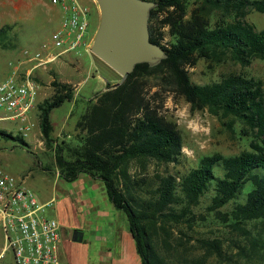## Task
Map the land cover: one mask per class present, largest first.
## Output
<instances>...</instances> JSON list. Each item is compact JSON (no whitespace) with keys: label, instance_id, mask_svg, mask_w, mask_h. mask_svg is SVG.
Here are the masks:
<instances>
[{"label":"trees","instance_id":"trees-1","mask_svg":"<svg viewBox=\"0 0 264 264\" xmlns=\"http://www.w3.org/2000/svg\"><path fill=\"white\" fill-rule=\"evenodd\" d=\"M155 1L148 21L149 39L161 45L167 57L155 66L136 64L118 84L112 86L108 81L106 90L95 97L76 122L82 133L77 134L75 144L55 141L50 120L52 109L72 99L73 87L54 76L53 94L37 103L38 126L46 147L54 153L56 171L68 182L81 173L101 181L107 198L126 216L142 264H177L158 252L154 236L158 230L168 236L166 223L188 220L191 206L208 192L212 194L207 210L218 214L233 229L248 232L242 225L258 221L263 246L264 83L230 71L218 81L198 84L191 81L187 66H194L200 59L211 64L231 61L241 66H249L254 59L264 60V28L256 30L245 19L252 10L264 13V0ZM163 27L169 34L165 44ZM9 28L0 27L2 44L8 39ZM150 78L182 96L191 110H207L226 119L228 127L238 123V134L249 137V148L231 155H203L188 172L157 176L155 187L143 190V180L129 171L130 163L136 162L141 170L150 161L176 163L183 146L176 125L144 97L143 85ZM0 136L27 147L20 133L12 135L0 129ZM244 187L243 201L221 211ZM255 239L251 240L252 248ZM198 240L202 254L190 261L183 258L182 264H206L211 255L226 259L219 239ZM161 243L168 248L165 238Z\"/></svg>","mask_w":264,"mask_h":264},{"label":"rangeland","instance_id":"rangeland-1","mask_svg":"<svg viewBox=\"0 0 264 264\" xmlns=\"http://www.w3.org/2000/svg\"><path fill=\"white\" fill-rule=\"evenodd\" d=\"M193 2L194 0H191V3ZM55 8L48 0H0V27L6 25L10 27L8 39L4 41V44L0 42V81L9 71L8 62L17 59L23 47L37 45L56 27L58 17L54 14ZM158 18L160 19L161 15ZM245 19L256 30L264 28L262 12L252 10L248 12ZM90 20L91 35L94 37L99 17L93 12L92 15L90 14ZM162 30L164 32L162 42L165 44L169 40L168 28L163 27ZM187 70L191 81L198 84L218 81L230 71L253 76L264 83V60L261 59H254L249 66H241L231 61L211 64L200 59L194 66H187ZM54 76L61 78L60 81L69 83L75 89L72 99L65 100L50 112V120L53 124L52 136L57 142L65 140L69 144H75L77 134L82 133L77 128L76 122L94 102L95 97L106 90V83L109 81L113 86L120 83L121 77L94 56L90 49L85 51L80 48L75 53L62 55L48 65L46 71L40 73L39 102L53 94L51 81ZM159 83L156 78L147 79L143 85L144 97L152 107H157L159 114L176 125L182 137L183 146L176 163L150 161L145 170H141L134 161L130 163L129 171L134 178L143 180V190L153 189L158 180L157 176L168 174L180 176L188 172L197 165L199 158L203 155L212 153L231 155L249 148V137L238 134L240 127L238 123L228 127L226 119H219L207 110H191L182 96L174 93L170 87ZM5 115L0 108V117ZM30 116L34 126L27 136H23L27 147L10 138L0 136V169L10 176L23 178L25 185L33 190L40 202L53 197V202L46 206L44 214L55 218L58 222H64L65 218H68L69 222L75 225L74 227L64 226L69 240H73L75 231L82 232L85 241L74 240L73 258L76 259V263L73 264H78V261L84 264L88 250L98 246V243L92 241L90 237L92 232L86 226L88 223H85V220H94V218L91 216L82 219V215L76 216L68 210L65 201L62 203L70 183L61 177L58 178L55 174L54 153L43 141L38 126L37 108ZM0 129L12 135L18 134V125L15 121L0 119ZM246 189V187L241 189L237 197L220 210L227 211L234 203L243 201ZM211 194L212 192L206 193L200 197L196 205L191 206L192 214L189 215L188 220L175 224L166 223L168 236L158 230L159 234L154 236V244L158 252L171 261L182 264L181 259L190 261L202 254L203 249L199 248L198 239H219L226 253V259L219 260L215 255H211L206 264H264L260 223L252 221L242 225L248 232L233 229L227 225V222L222 221L218 214L207 210ZM175 208L178 209V206ZM118 211L125 216L121 210L118 209ZM95 224L99 223L95 220L89 225L94 227ZM163 238L166 239L168 248L161 243ZM255 238L258 240L256 241ZM252 239L256 241L255 248L251 246ZM3 243L0 228V252ZM0 264H13L9 251H5L0 257ZM61 264H70V262L65 261Z\"/></svg>","mask_w":264,"mask_h":264},{"label":"built area","instance_id":"built-area-1","mask_svg":"<svg viewBox=\"0 0 264 264\" xmlns=\"http://www.w3.org/2000/svg\"><path fill=\"white\" fill-rule=\"evenodd\" d=\"M59 12L57 26L37 45L23 47L0 81V119L15 121L17 132L27 136L34 126L30 114L39 103L40 73L62 55L90 49V7L83 0H48ZM95 5V0H91ZM41 203L22 178L0 169V228L3 246L13 264H59L60 226L44 214Z\"/></svg>","mask_w":264,"mask_h":264},{"label":"crops","instance_id":"crops-1","mask_svg":"<svg viewBox=\"0 0 264 264\" xmlns=\"http://www.w3.org/2000/svg\"><path fill=\"white\" fill-rule=\"evenodd\" d=\"M83 3L90 7L91 15L95 12L97 17H99L97 6L91 0H83ZM55 9L56 13L54 14L58 17L59 22V12L57 8ZM90 29L92 31L91 20ZM55 174L58 178L60 177L58 171H55ZM22 180L25 185V180L23 178ZM69 183V190L63 196L62 203L65 201L68 210L76 216L82 215V219L91 216L94 218V220H85V223H88L86 226L92 232L90 236L92 241L98 243V246L88 250L84 264H142L135 242L129 231L126 216L118 211L107 198L101 181L81 173ZM53 200L52 197L41 203H46L48 206ZM95 220L99 224H95L94 227L90 226L89 224ZM58 223L61 233L60 264L65 261L70 262V264L76 263V259L74 260L73 258L74 240L81 239V241H85L83 240L82 232L80 231L78 235L75 231L73 240H69L66 237L64 226L74 227L75 225L71 224L68 218H65L64 222L59 221ZM78 264H80L79 261Z\"/></svg>","mask_w":264,"mask_h":264},{"label":"water","instance_id":"water-1","mask_svg":"<svg viewBox=\"0 0 264 264\" xmlns=\"http://www.w3.org/2000/svg\"><path fill=\"white\" fill-rule=\"evenodd\" d=\"M99 22L91 53L104 62L122 82L136 64L157 65L167 57L161 45L149 39L148 21L154 0H95Z\"/></svg>","mask_w":264,"mask_h":264}]
</instances>
